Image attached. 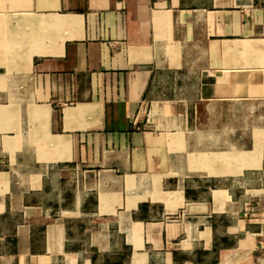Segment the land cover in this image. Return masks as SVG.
I'll return each instance as SVG.
<instances>
[{
  "label": "crops",
  "instance_id": "crops-1",
  "mask_svg": "<svg viewBox=\"0 0 264 264\" xmlns=\"http://www.w3.org/2000/svg\"><path fill=\"white\" fill-rule=\"evenodd\" d=\"M0 264H264V0H0Z\"/></svg>",
  "mask_w": 264,
  "mask_h": 264
}]
</instances>
